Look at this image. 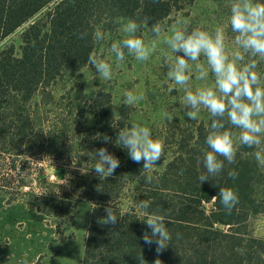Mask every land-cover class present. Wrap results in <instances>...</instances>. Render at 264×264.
I'll list each match as a JSON object with an SVG mask.
<instances>
[{"label":"trees","instance_id":"16d2710c","mask_svg":"<svg viewBox=\"0 0 264 264\" xmlns=\"http://www.w3.org/2000/svg\"><path fill=\"white\" fill-rule=\"evenodd\" d=\"M194 1L0 0V42L55 2L52 9L22 32L20 52L13 44L0 51V194L8 198V204L21 196L16 191L18 164L28 163L35 156L29 148L38 146V157L46 158V154L56 152L53 146L56 148L63 142V122L58 120L50 126L38 121L32 111L33 100L42 97L52 101L59 81L88 64L87 59L97 44L92 33L100 28L105 30L118 19L142 24L145 17L149 18V23L141 27L151 29V24L162 25ZM84 33L87 35L81 38ZM111 108L108 101V112L113 115ZM210 124L211 118L208 130L204 133L200 129L193 136L194 146L173 158L164 172L151 173L154 177L151 184L145 182L148 173L143 174V162L135 163L131 159L120 162L113 176L101 182L89 165V156L92 164L96 163L90 147L82 148L87 155L86 167L80 161V148L78 154L71 157L75 159L73 165L61 163V156L57 154L56 159L61 160L58 167L67 169L70 165L76 169L77 176L80 170L85 171L81 179L90 181L88 186L92 191L77 195L68 191L53 192L52 189L59 190L63 186L49 187L44 181L35 197L39 202L38 211L61 218L77 202L92 204L82 264H138L141 252L147 264H154L156 259H160L161 264H264V240L259 239H253L255 249L245 254L247 263L238 261L242 248L240 233L233 229L246 224L250 217L264 213V171L254 154L247 157L237 153L235 162L226 163L220 176L200 185L198 177L204 169L198 161L209 150L206 137ZM229 170L238 173L235 179L228 176ZM72 181L73 177H69L68 182ZM130 183L141 187L140 195L135 204L123 209L120 200ZM219 187H231L238 193L239 203L230 215L225 213L218 199L212 198L218 194ZM142 200L151 201L149 212L165 217L171 239L160 253L154 243L149 246L143 241V233L151 230L141 222L146 214L137 203ZM211 202L212 209L208 211L206 204ZM108 206L117 216L115 225H104L100 221ZM221 225L228 227V231L220 229ZM56 228L61 235L60 223ZM42 259L43 256L35 264H44Z\"/></svg>","mask_w":264,"mask_h":264},{"label":"rangeland","instance_id":"374dc122","mask_svg":"<svg viewBox=\"0 0 264 264\" xmlns=\"http://www.w3.org/2000/svg\"><path fill=\"white\" fill-rule=\"evenodd\" d=\"M232 3L233 0H195L192 5L174 13L163 22L164 32L159 38L153 36L151 29L140 27L136 35L143 39L146 44L150 45L153 41L156 43V50L144 62L135 60L133 56L127 55V53L124 61L118 62L115 55L110 51L113 42L122 41L126 38L123 26L129 20L118 19L106 26L105 30L100 28L105 34V39L97 42L94 54L112 65V79L103 80L95 72V69L87 64L78 72L68 74L59 81L52 101L44 100L42 97H36L33 100L34 107L32 111L38 121L45 122L46 125L50 126L56 124L58 120L63 122L65 128L63 142H61L63 144L58 143L56 148L53 146L52 148L56 151V154L50 156L46 154V158L38 157L40 155L38 146L32 149L29 148L35 156L28 163L18 164L19 175L16 179L18 190L16 191L21 196L13 203L19 202L26 206L34 205L38 210L39 202L35 197L44 181L49 187L50 185L63 186L59 190L52 189L53 192L64 193L68 191L73 195H77L79 192L80 194H90L92 191L91 186H88L90 181L81 179L85 171L80 170V174L77 176L74 173L76 169L70 165L67 169L58 167L57 165L61 160L56 159V156L57 154L58 157L61 156V163L73 165L75 159L71 157L77 155L80 148V161H83V167H86L84 165H87L85 162L87 155L82 151V148L88 146L91 154L100 147H106L120 162L130 159L127 151L116 146L114 142L104 144L100 140L94 139L93 137L98 132L106 133L115 141L118 128H122L124 125L136 122L149 127L153 138L161 140L164 144V154L151 173L164 172L167 164L173 158L182 152L189 151L196 140H193V136L200 129H203L204 133L208 130L210 115L205 109H201L196 120H190L185 115V110L182 107L185 95L184 89L167 77L168 65L174 63L175 54L164 43V38L171 35L174 28L183 29L186 27L189 31L194 28H201L211 32L220 27L225 33L227 53L231 56L234 51L238 50V46L235 44L237 34L232 32L230 26ZM54 5L55 2L0 42V51L13 44L16 51L20 52L22 32L29 24L52 9ZM249 59L252 58L245 54V62ZM255 59L258 64L256 71L260 74L262 85H264V59L259 57ZM198 62L207 68L205 57L201 56ZM189 63L193 68L190 80L193 91L201 87H214L215 77L210 69L205 80H197L196 62L189 61ZM126 91L142 95L143 99L129 106L124 102ZM108 101L111 104L113 115L108 112ZM165 112L170 113L173 119L168 120L163 115ZM112 125H117V128H113ZM226 130L233 133L237 153H242L247 157L255 153V148L240 144V129L226 124ZM32 145L35 146L36 142H33ZM49 149L46 148L47 151ZM88 159L90 167H94L92 157L89 156ZM261 168L264 171V167L261 166ZM89 173L91 171H88ZM143 174L146 173L143 172ZM51 176L55 178L51 179ZM68 176L73 177L72 182H68ZM94 176L96 175L94 174ZM79 177L80 179H78ZM140 189L141 187L134 183H130L125 187L120 200L123 209L136 203V198L140 195ZM4 197L7 201L8 198ZM212 204V202L206 204L208 211L212 209ZM41 207L43 209L44 206ZM92 209L91 203L80 201L66 211V214L61 218H56L53 214L40 212V215L44 218L45 228L48 229V226H53L56 233V241L51 243L47 252L42 255L44 264H82ZM57 223L61 225V235L57 231ZM30 225L27 224L25 227L21 225L23 228L20 227L21 229H18V231L24 229L21 232H25V230H29L26 227ZM219 228L228 231V227L221 225ZM233 229L235 232L240 233L239 243L242 248L238 261L247 263L245 254L256 247V242L253 239L264 240V213L250 217L246 224H241Z\"/></svg>","mask_w":264,"mask_h":264},{"label":"clouds","instance_id":"9594fccd","mask_svg":"<svg viewBox=\"0 0 264 264\" xmlns=\"http://www.w3.org/2000/svg\"><path fill=\"white\" fill-rule=\"evenodd\" d=\"M230 12V26L232 32L237 34L235 44L238 46V50L231 56L227 53L225 33L220 27L211 32L201 28H194L191 31L186 27L174 28L171 35L164 38V43L175 54L174 63L168 65L167 77L184 89L182 107L185 115L190 120H196L201 109H205L211 118L206 137L209 150L205 151L202 159L198 161L204 169L198 177L200 185L220 176L226 163L231 165L235 162L237 147L233 133L226 130V124L241 130L240 144L255 148V159L264 167V85L260 74L256 71L258 64L255 59L256 57L264 59V2L233 0ZM148 23L149 18L145 17L142 24L147 26ZM142 24L130 19L123 26L126 38L111 44L110 51L118 62L124 61L126 53L135 60L144 62L156 50L155 41L149 45L136 35ZM151 32L154 37L159 38L164 28L156 22L151 24ZM86 35L87 33L82 34L81 38ZM92 39L96 42L103 41L105 34L100 29H96L92 33ZM245 54L252 59L245 62ZM201 56L206 58L207 68L198 62ZM189 61L196 62L197 80H205L209 69L211 70L215 77L214 87L192 90L190 80L193 68ZM87 63L103 80L112 79V65L98 58L96 54H90ZM124 97L125 104L129 106L143 99L142 95H136L132 91H126ZM163 115L168 120L173 119L168 112ZM112 127L117 128V125ZM93 138L104 144L114 142L116 146L127 151L128 157L133 162H143L142 169L148 173L145 182L148 184L153 182L151 171L164 154V144L161 140L153 138L149 127L132 122L118 128L115 141L106 133L99 132ZM93 152L96 163L92 169L101 182L106 181L120 166V160L106 147H100ZM227 174L232 179L238 175L233 170H229ZM212 198L219 200L228 215L239 203L238 193L231 187H219L218 194ZM137 204L146 214L141 222L151 230L143 233V241L149 246L154 243L157 253H160L168 247L167 242L171 239L165 217L148 211L151 207L149 200H142ZM104 211L106 215L100 221L104 225L117 224L118 219L112 207L108 206ZM137 262L147 264L142 252L137 257ZM154 264H161L160 259H156Z\"/></svg>","mask_w":264,"mask_h":264},{"label":"crops","instance_id":"0c3cea01","mask_svg":"<svg viewBox=\"0 0 264 264\" xmlns=\"http://www.w3.org/2000/svg\"><path fill=\"white\" fill-rule=\"evenodd\" d=\"M43 221L36 206L8 204L0 195V264H35L56 241L55 227L46 229ZM27 224L29 230L18 231Z\"/></svg>","mask_w":264,"mask_h":264},{"label":"built area","instance_id":"2783aa9c","mask_svg":"<svg viewBox=\"0 0 264 264\" xmlns=\"http://www.w3.org/2000/svg\"><path fill=\"white\" fill-rule=\"evenodd\" d=\"M50 178H51V179H54L55 177H54V176H51Z\"/></svg>","mask_w":264,"mask_h":264}]
</instances>
